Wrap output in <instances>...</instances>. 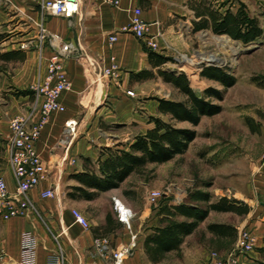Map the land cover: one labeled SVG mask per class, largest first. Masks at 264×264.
Segmentation results:
<instances>
[{"label": "crops", "instance_id": "0c3cea01", "mask_svg": "<svg viewBox=\"0 0 264 264\" xmlns=\"http://www.w3.org/2000/svg\"><path fill=\"white\" fill-rule=\"evenodd\" d=\"M248 2V0H121L119 7H113L102 0H75L76 11L69 20L54 15L45 17L46 29L65 40H73L77 43L79 51L76 56L64 62V72L69 79L70 88L62 93L59 101L65 110L55 112L47 118L35 144V150L46 167L47 177L40 186L29 191L30 206L26 216L0 219V256H2L0 264H21L24 233H31L36 239L32 264H55L60 256L63 258V264H110L109 254L102 257L95 253L92 248L93 239L97 236H106L111 241V245L117 248L128 244L133 235L136 250L132 257L125 259L122 264H205L207 262L210 254L207 238H219L209 232L207 226L225 224L215 221L212 217L220 213H235L211 210L203 222H200L194 231L183 239L179 249L168 252L161 260L153 262L145 252L144 242L146 237L153 233V227H160L163 224L161 220L164 213L160 212L163 204L160 203L159 208L153 210L147 202L143 204L142 201L141 208L138 209L132 201L126 199L122 189L135 180L134 173L129 174L128 178L115 189L101 192L90 189L97 195L87 200L79 197L80 194L72 190V186L81 185L71 177L73 174L86 171L99 175V164H97L99 158L104 159L110 152L116 150H128V145L137 135H142L153 127L148 119L150 116L168 118L158 112L157 99L152 110L149 111L148 105L143 101L138 102L139 98L135 96L146 91L150 92L152 81H163L157 71L162 70L164 64L153 66L148 59L149 50L143 46L142 41L122 31L127 26L133 9L141 8V18L148 25V35H159L156 37L158 42L162 43L161 39H163L166 46L175 45L183 50L190 47L189 40L192 33L209 30L210 14L216 12L223 15L226 9L235 13L241 3L244 4L247 14L258 20V25L264 34V13L259 16L251 15ZM41 5L42 0H11L8 7L0 5V34L5 37L0 44V52L19 50L24 53L22 61L8 62L15 66L9 78L10 84L4 76V70L0 71V75H3L5 78L3 81H6L8 86L12 85L18 91H31L38 78L45 74L44 60L41 62L38 60L35 41L37 37L35 23L42 12ZM110 36L115 40L109 41ZM49 54L50 51L45 49L43 58L46 59ZM159 55L166 57V53ZM111 56L114 57L118 67L115 80L98 76L99 68L110 65ZM140 71H148L151 76L142 78L145 74H141L138 77L136 74ZM209 81L219 83L214 79ZM220 86L224 90H217L222 93V99L217 100L215 97L210 99H214L221 106V111L210 117L202 116L199 124L193 127L197 133L196 138L188 145L184 154L176 155L174 158L184 156L191 150V144L199 139L200 127L204 126L207 118L222 115L226 119L224 124L229 125L233 119H236L239 114L236 111L242 108L245 102L242 91L238 90L239 81L227 88L221 84ZM126 90L133 91L134 95H127ZM230 92L233 95H228ZM8 96L9 101H5L4 106L7 117L3 115L0 118V147L4 149L10 141L8 119L16 114L28 113V123L33 125L39 117L38 112L32 111L31 108L32 95ZM250 117L246 119L250 121L252 119ZM117 124L130 127L128 135L116 133ZM178 124L182 126L180 128H191L187 122ZM241 144L237 142L231 144L234 152L229 156V163L219 160L222 156H226L225 153H230L229 150L224 151L219 147L218 150H213L205 147L200 152L198 161L204 164L199 175L210 174L212 180L197 182L195 190L208 192L209 203H215L222 197L247 203L245 200L256 198L261 192L260 189H264V164L248 159V154L244 159H232L236 156L235 151L238 147L241 146V149L245 150V145ZM248 149H251L250 144L247 145L246 150ZM202 153L205 154L202 156ZM5 160V164L0 167V177L6 182L8 191L12 192L15 181L8 166L7 153ZM149 165H158V163L146 166ZM259 169L262 171L257 175ZM64 182L69 188L58 191ZM137 183L140 184L141 181ZM46 187L55 189V198L40 197L39 192ZM131 189L138 190L137 187ZM72 194H75V197ZM115 199L131 210L129 228L117 219L114 206H110L109 201ZM101 201L105 204L100 205L99 208L95 207ZM184 203L200 207L207 205L204 202L188 199ZM73 208L79 210L89 222L88 230H84L73 221L71 215ZM107 215H109V223L106 221ZM177 219L183 220L180 217ZM229 226L235 228L234 225ZM263 238L264 236L262 240ZM256 254L258 259L253 258L255 263L256 260H261L257 252Z\"/></svg>", "mask_w": 264, "mask_h": 264}, {"label": "rangeland", "instance_id": "374dc122", "mask_svg": "<svg viewBox=\"0 0 264 264\" xmlns=\"http://www.w3.org/2000/svg\"><path fill=\"white\" fill-rule=\"evenodd\" d=\"M248 1L250 5L249 10L252 13L251 15L255 14L259 16V14L264 13V0ZM205 31V33L199 31L192 33L191 39L189 40L190 47L183 50L175 45L167 44L166 46L163 39H161L162 43L158 42L161 49L157 53H166V58L168 59V62L162 67V70L175 74H185L190 88L193 89L197 96H202L204 91L208 88L224 90L219 83L215 81L211 82L199 74L202 68L213 66L234 77L235 82L239 81L240 88L238 90L242 91L245 102L242 108L236 111L239 113V116L237 115L236 119H233L230 125L224 124L226 119H224L222 115L214 116V118H207L204 121V126L200 127L199 132L201 133L199 139L191 144V150L184 156L176 157L169 163L145 166L140 173H134L133 177H135V180L129 183L128 186H125L122 192L126 196V199L129 202L132 201L138 209L141 208L142 201L143 204L147 202V196L150 190H163L169 183L174 182L178 184L181 190L187 191L188 197L189 193L195 190L197 182L211 181L212 175H199L204 162L201 164L198 159L200 152L203 151L202 149H205V147H210L213 150L219 147L224 151H231L230 153H225L226 156H222V158L219 159L220 161L229 163V156L234 152L231 149V144L234 142H237V144L242 143L245 145V150L243 151L244 148L241 149V146L238 147L236 149L237 151H235L237 152L236 156L232 157V159H244L245 155L248 154V159H252L259 164H264V34L260 38L255 39L253 43L250 42L252 44H249L241 41H233V39L229 37L230 41L234 42L231 43L225 38L228 37L226 34L217 35L212 31ZM231 44L240 47V50L236 54H233V50H231L230 46ZM246 49L250 51L244 52ZM0 66H3L4 76L9 80L12 75V69L15 67L14 64L0 62ZM5 71L7 73H5ZM3 80H5V78H3V75H0V118H2L3 115L7 117L4 113L6 110H4V106L5 101H9L8 95H18L16 94L18 90L12 85L8 86L7 82ZM8 82L10 84V80ZM150 89V92L146 91L145 93L135 95L139 98L138 102L143 101L148 105L149 111L152 110V106L157 98L166 100L171 99L180 102H184L185 100V96L180 94L170 83L167 84L164 81H152ZM228 95L231 96L233 93L230 92ZM208 100L211 103L214 101V99L210 98H208ZM214 103H216V101H214ZM248 116L252 118L250 121L246 119ZM162 119L168 121L166 117H162ZM172 123H174V121H172ZM175 125L177 127H182L178 123H175ZM115 128V132L121 135H128V132L131 130L130 127L119 124H117ZM246 144H250V150H246ZM104 151L105 150H103V152ZM6 153V148L0 147V167L5 164ZM204 154L205 153H202V156ZM261 171L262 170L259 169L256 174H261ZM137 181H141V183L138 184ZM187 182H193V187L184 186ZM131 187H137L138 190L131 189ZM68 188L69 187L65 186L64 182L58 191H65ZM260 190L261 192L256 198L245 200L251 210L249 214L238 216L235 214L220 213L212 217L215 221L234 225L236 235L232 242L230 238H207L208 247L210 248L208 250L209 253L215 252L221 258H228L232 255L236 256L239 264H256L254 262L255 259H253L257 258L256 249L253 252L243 254L235 246V241L239 230L247 229L257 237V247L262 244V237L264 236V189ZM178 194L179 193H177V195ZM168 199H173V196H169ZM164 201L165 199H159L157 206H150L153 210H157L159 204L164 203ZM166 201L168 200L166 199ZM109 202L110 206H113V201L110 200ZM104 204L105 203L101 201L95 207L99 208L100 205Z\"/></svg>", "mask_w": 264, "mask_h": 264}, {"label": "trees", "instance_id": "16d2710c", "mask_svg": "<svg viewBox=\"0 0 264 264\" xmlns=\"http://www.w3.org/2000/svg\"><path fill=\"white\" fill-rule=\"evenodd\" d=\"M209 30L217 35H228L233 40L243 43L253 42L257 37L263 34L255 17H250L240 4L235 13L226 9L223 15L212 13ZM5 40L4 35L0 34V44ZM24 53L19 50H10L0 52V62L8 63L10 61H22ZM148 59L153 66L163 65L168 62L166 57L157 53L148 52ZM3 66H0V71ZM142 78L150 77L148 71H140L136 74ZM157 74L162 80L171 84L180 94L185 96L184 102L175 100H166L157 98L158 112L169 118L168 121L160 117H149V122L153 127L142 135H137L134 141L128 145V150H116L110 152L104 159L99 158V175L94 172L86 171L84 173L73 174L71 178L75 179L81 186H72V189L79 193L83 199H93L97 192L108 191L119 187V185L128 178L131 173H140L147 164H162L172 160L176 155H182L188 149V145L196 138L197 133L193 127L199 124L202 116H213L221 111V106L217 103H211L208 98L215 97L222 99V93L215 88H208L204 94L196 95L190 88L187 76L185 74H175L165 72L161 69ZM202 77L209 80L218 81L224 88L232 86L235 83L234 77L224 73L215 67H204L199 73ZM18 95H32L30 90L17 91ZM174 121V123H172ZM248 121V119H247ZM189 123L191 128H180L175 123ZM84 187L85 189H83ZM75 194H72L74 196ZM75 197V196H74ZM187 199L189 201H199L207 203L206 206H198L181 203L179 205L169 206L165 200L160 212L164 213L160 227H153V233L148 235L144 242V249L149 259L153 262L161 260L168 252L179 249V245L186 236L203 222L208 213L212 211L233 212L238 216L247 214L250 207L247 203L235 199L220 198L215 203H209L210 195L208 192L194 190L190 192ZM177 217L183 220L177 219ZM109 223V215L106 216ZM207 230L219 238H230L234 240L236 231L233 226L223 223L209 224ZM259 259L257 264H264V238L260 247L256 248Z\"/></svg>", "mask_w": 264, "mask_h": 264}, {"label": "built area", "instance_id": "2783aa9c", "mask_svg": "<svg viewBox=\"0 0 264 264\" xmlns=\"http://www.w3.org/2000/svg\"><path fill=\"white\" fill-rule=\"evenodd\" d=\"M11 0H0L2 7H8ZM105 4L113 7H119L121 0H102ZM42 12L36 21L37 37L36 51L38 60H44L45 74L38 78V81L31 89L32 111L38 112V120L33 125L28 123L29 114H16L8 121L9 124V144L6 148L8 166L11 168L15 187L12 192L7 189V184L0 177V219L8 220L15 217H24L29 211V191L40 186L47 177L46 167L43 165L38 152L35 150L36 141L39 139L41 127L46 123L47 118L55 112H63V107L59 101L63 92L70 88L69 79L64 72V62L68 58L78 54V45L73 40H65L54 32H49L45 26L46 16H59L64 19H70L75 11V0H42ZM129 22L123 28V32L132 34L137 40H141L143 46L150 52H159L161 49L156 39L159 35L147 34V23L141 18V8H135L129 15ZM205 33V30H199ZM229 39V36L226 37ZM115 38L110 36L109 41ZM230 40V39H229ZM237 41V40H233ZM232 42V41H231ZM234 43V42H233ZM253 43V42H252ZM249 43V44H252ZM251 46V45H250ZM253 46V45H252ZM45 49L50 51L49 56L44 59ZM118 70L117 63L113 56L110 58L108 67H101L98 70V76L115 80ZM127 95L133 96L134 92L126 90ZM184 186L193 187V182H187ZM189 188V189H190ZM177 193H179L177 195ZM187 191L180 189L177 183H169L163 190H150L147 196V203L157 206L159 199H167V205L174 206L183 203L187 199ZM40 197L55 198L56 194L53 187L43 188L39 192ZM173 196V199H168ZM114 210L117 219L126 227H130L132 213L125 208L118 200H113ZM73 221L78 223L84 230H88L90 224L82 213L73 208L71 210ZM22 253L21 264H32L33 249L36 245V239L30 233L22 234ZM257 237L247 229L239 230L235 246L243 254L253 252L257 248ZM135 236H131L128 244L120 247H113L111 241L106 236H97L93 239L92 248L99 256L109 254L110 264H122L125 259L131 258L135 252ZM2 257V256H0ZM205 264H239L236 256L221 258L217 253L209 254ZM55 264H63V258L60 256Z\"/></svg>", "mask_w": 264, "mask_h": 264}, {"label": "bare ground", "instance_id": "6f19581e", "mask_svg": "<svg viewBox=\"0 0 264 264\" xmlns=\"http://www.w3.org/2000/svg\"><path fill=\"white\" fill-rule=\"evenodd\" d=\"M226 38V37H225ZM227 39V38H226ZM229 40V39H228ZM230 41V40H229ZM231 42V41H230ZM233 43V42H231ZM231 50H233V54H236L239 50H240V47L236 46L235 44H231ZM121 204V203H120Z\"/></svg>", "mask_w": 264, "mask_h": 264}, {"label": "water", "instance_id": "95a60500", "mask_svg": "<svg viewBox=\"0 0 264 264\" xmlns=\"http://www.w3.org/2000/svg\"><path fill=\"white\" fill-rule=\"evenodd\" d=\"M68 1L73 2L74 0H68ZM247 51H250V50H248V49L244 50V52H247ZM241 52H243V51H241Z\"/></svg>", "mask_w": 264, "mask_h": 264}]
</instances>
